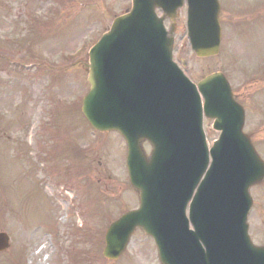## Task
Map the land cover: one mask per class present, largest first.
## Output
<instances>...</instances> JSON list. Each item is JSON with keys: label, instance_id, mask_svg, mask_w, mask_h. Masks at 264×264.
<instances>
[{"label": "rangeland", "instance_id": "374dc122", "mask_svg": "<svg viewBox=\"0 0 264 264\" xmlns=\"http://www.w3.org/2000/svg\"><path fill=\"white\" fill-rule=\"evenodd\" d=\"M25 1L0 0V192L8 191L5 197L0 195V231L7 232L11 240L0 254V264H83L84 256L89 264H105L101 250L106 227L136 208L138 199L128 183L124 140L116 132L98 136L80 108L89 88L88 51L112 19L130 8V0H29L30 8ZM221 8L219 55L195 58L188 47L186 16L181 9L174 36L175 60L179 65L182 59L187 62L184 72L195 82L213 72L224 73L225 67L236 99L249 113L244 131L252 135L264 159V115L256 107L261 104L264 111V88L256 98L251 96L253 89L259 92L264 84L245 82V76L237 80L235 70L224 63V23L228 30L249 33L253 23L238 19L240 23L228 25L223 0ZM230 9H236L233 2ZM40 15L59 21L43 35L47 39L33 31L32 22ZM45 23H40L42 29ZM237 41L230 36L228 47ZM247 46L261 53L264 38L248 36L237 50L243 53ZM41 55L47 66L57 67L61 62L65 73L45 75L43 67L24 69ZM210 124L205 122L208 138L214 139L217 134L210 131ZM252 195L249 233L255 244L264 245V182ZM41 244L49 255L45 262H39L35 253ZM155 249L153 240L137 230L126 252L113 264H160Z\"/></svg>", "mask_w": 264, "mask_h": 264}, {"label": "water", "instance_id": "95a60500", "mask_svg": "<svg viewBox=\"0 0 264 264\" xmlns=\"http://www.w3.org/2000/svg\"><path fill=\"white\" fill-rule=\"evenodd\" d=\"M210 1L189 0L191 15L188 28L192 33L190 37L199 40L204 35L199 20L206 23V40L199 44L193 43L200 56H210L217 51V46L210 42L213 31L211 24L214 23L211 18L213 11ZM132 2V12L116 19L111 30L92 49L88 78L90 90L82 102V112L93 128L99 131L117 130L125 138L130 182L139 192L140 208L126 214L107 230L104 256L117 259L124 251L131 234L139 227L154 238L162 264H181L179 259L186 260L188 264H209L206 253L196 242L201 239L210 251L211 235L215 237L220 235L221 231L212 226L206 228L208 223L201 213H204V206H208L212 198L219 197L222 192L218 183L223 144L225 156L226 151L232 148L234 143L231 139H224L213 149L215 162L206 173L191 205V219L196 231L187 232V222L184 220L186 197L205 170L203 153L206 155V152L202 146V139L197 135L198 121L195 116L176 119L178 103L182 110L186 104L187 109L188 107L192 109L194 97L181 73L170 64L171 41L164 37L166 34L162 27V19H157L154 14L155 7H161L174 21L175 11L182 4V0H132ZM193 2L196 6L201 3L204 8L192 6ZM214 6L218 10L216 0ZM215 18L217 19V13ZM157 52L159 60L155 63L152 58H156ZM205 85L206 102L212 105L213 110L217 104H223L227 112L228 109L232 110L228 116L224 114V109L222 111L220 109L224 132L234 130L237 126L239 132L242 118L238 120L240 124L238 125L235 122L238 115L229 106L227 98H224V78L221 75L211 76L203 82L201 89ZM161 117L175 124L179 122L181 132L190 124L196 130V138L191 139V143L187 140L181 142V139L176 140L172 133H162ZM231 117L233 119L227 120ZM166 123L167 121L163 122ZM238 136L242 138L250 156L245 164L251 170L253 166L254 168L252 177L248 178L250 182L242 187L245 194L242 202L238 204L237 197L238 206L233 208L224 198L225 209L230 215L235 214L239 221L227 216L229 227L224 231L228 238L225 254L227 258L223 263L264 264V248L250 244L245 225V212L251 205L247 189L250 184L262 179L264 165L255 156L246 138L241 133ZM143 139H147L153 146L152 156L148 162L143 159L140 148ZM189 149L195 156L187 153ZM224 167H230L225 160ZM239 171L243 173L244 170L239 166ZM241 175L246 179L245 173ZM235 180L240 179L236 177ZM173 181L180 182L179 202L174 201L168 193L172 191L168 184ZM228 191L224 184V192L228 194ZM206 197H210V201H206ZM7 240L5 234H0V250L7 247ZM182 244L188 250L185 252L186 256L179 255L183 250L179 247ZM213 252L221 253L219 250Z\"/></svg>", "mask_w": 264, "mask_h": 264}]
</instances>
